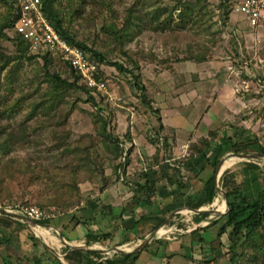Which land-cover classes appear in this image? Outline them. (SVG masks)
I'll use <instances>...</instances> for the list:
<instances>
[{
	"label": "rangeland",
	"instance_id": "374dc122",
	"mask_svg": "<svg viewBox=\"0 0 264 264\" xmlns=\"http://www.w3.org/2000/svg\"><path fill=\"white\" fill-rule=\"evenodd\" d=\"M226 1L227 10L223 11V0H53L70 35L86 45L91 55L99 54L97 62L106 89L95 92L93 104L75 85L63 90L51 82L48 73L80 85L58 57H51L46 71L43 55L16 51L12 32L4 26L11 14V0H0V110L5 111L0 112V208L35 205L80 221L82 217L73 213L80 203L85 204L80 191L88 195L101 191L109 179L121 177L133 185V177L139 179L144 166L155 165L156 144L160 147L159 160L176 165L212 133L217 138L218 127L206 138L198 136L202 112L196 107L201 99L208 108L228 86L231 94L242 98L246 92L259 97L264 93V32L252 34L245 18L234 10L235 0ZM241 106L243 112L254 107L247 101ZM258 107L256 112L261 114V104ZM248 111L236 118L230 116L229 121L240 123ZM163 113L175 126L158 134L156 122ZM180 118L186 126L178 124ZM244 123L255 129V123ZM144 133L146 139L141 142L138 139ZM164 136L169 138L166 149L162 146ZM116 138L123 150L131 146L128 142L135 143L136 150L127 155L125 167L117 168L116 163H125L127 156L124 161L123 151L117 158ZM232 153L222 155V170H231L240 183L243 163L254 161L261 175L259 185L263 184L264 157L247 160ZM222 174L217 180L221 189ZM197 189L199 186H193L194 193ZM127 199L122 204L131 203ZM188 201L178 212L166 216L168 220L156 230L167 232H157L155 240L174 241L219 216L221 223L229 209L225 206L222 215L209 213L196 223L191 209H196L197 199ZM155 202L163 205L168 201L158 198ZM222 202L224 197L217 192L212 203L197 209L217 210ZM107 243L82 247L101 250L117 246ZM98 253L104 257L114 254ZM221 255V261L220 255H213L214 264H234L230 253ZM203 260L208 262L206 256ZM235 264H264V239L239 248Z\"/></svg>",
	"mask_w": 264,
	"mask_h": 264
},
{
	"label": "crops",
	"instance_id": "0c3cea01",
	"mask_svg": "<svg viewBox=\"0 0 264 264\" xmlns=\"http://www.w3.org/2000/svg\"><path fill=\"white\" fill-rule=\"evenodd\" d=\"M248 27V30L252 34L254 33L255 36L264 32L254 31L249 25ZM230 90L229 86L223 87L222 95H220L214 102H211L208 108L207 104H204L205 99H201L199 106L196 107V110L202 112L199 116L201 117V120L199 126L200 133L198 136L206 138L208 132L216 130L217 127L220 128L218 129L220 132L217 138L214 137V133H212V136L214 137V141L212 142L213 151H215V145L222 142L225 136H232L235 140L240 139V137H243L244 139L248 137H257L259 143L264 147V93L259 97L258 95L254 96L252 92H246V94L243 93L245 96L242 98L239 94H231ZM248 90L251 91V87L249 89L247 87L246 91ZM246 101L254 107L249 111L248 109H244L243 112L241 104L244 105ZM188 102H190V107H192L189 98ZM259 104H261L263 111L261 114L260 111L256 112V109L259 108ZM204 106H206V108ZM230 107H232L231 110L228 109ZM246 111L248 112L245 114L244 120L250 125L255 123V129L247 126L244 123L246 122L244 120L240 123L238 121L235 122L234 119L233 122L229 121L230 116L236 118L238 114H243ZM160 112L162 111L160 110ZM198 119L199 118L195 120V124ZM156 123L158 126V134L162 131H166L169 127L175 126L173 125V121L168 122V117H165L164 113L161 116L159 114ZM190 123L192 124L193 120L190 121ZM178 124L182 125L181 127L186 126L185 120L182 118L178 120ZM221 125L222 127H220ZM141 139H146L145 133L144 136L142 135L138 140L141 141ZM128 143H130L131 146L124 148L125 157L122 158L124 161L126 160V155H131L136 150L134 147V140L133 142L131 141ZM154 151L156 152V146H154ZM225 153L227 154V152ZM222 158L219 159V162ZM127 162L128 156L127 161L121 163L122 166L125 167ZM116 164L118 165L119 162ZM146 165L148 166L149 163H146ZM199 165L201 166L199 167ZM173 166L174 165H171V167ZM178 166L180 171L179 177L184 181L183 188H178L176 184L171 185L166 181L162 182L163 185L157 183L154 188H152L153 194L151 196L152 199L150 198L151 204L145 202V197L140 194V192H136V178L133 177L132 180L134 183L131 185L129 179L126 180L125 177H121L117 179H109L106 187L101 191L95 192L96 195H94V198L98 199V205L93 210L82 209L84 206L83 203H80V206H77L79 209L77 211L75 210L73 213L82 217L80 221L74 222L71 220L70 216L58 214L54 219L48 222H35V224H32L4 213L5 215L10 216L9 219H11V224L9 226L0 225V264H74V262L66 259V255L69 251L73 250L70 246H85L86 244L91 245L92 243H101L92 237L98 236L102 233L110 234V238L105 240V242H108L107 244L112 243L113 245H117L116 247H131V250L135 249L142 241H144V239L147 238L146 236L149 233L155 231L156 235L157 232H159L156 229L161 224H157L156 218L162 215L160 211L154 212L155 207L157 208L158 205L156 204L155 199L159 198L163 199V201L166 199V201H168L166 204L160 205L163 210L172 207L174 204L176 206L173 210L176 209L178 212L182 205L189 202L188 200H192L197 196H204V184L212 171V168L208 165L207 161L204 158H197L192 160L190 166L177 163L175 167ZM146 168L147 167L144 166L142 169ZM193 168H196V170L203 169V171H201L203 177L200 176V173L195 179H193ZM243 168L244 167H242L241 171H243ZM224 170H222V172ZM170 173L174 174L172 171H170ZM177 175L178 174H176V176ZM176 178L178 179V176ZM193 186H199V189H197L195 193ZM161 192H163V195H160ZM80 193L83 197L88 195L85 191H80ZM155 193H158V198L154 197ZM124 195L125 197H123ZM136 195L141 196V203L137 201ZM124 198H128L127 200L131 203L128 204V202H125L122 204ZM177 208L179 209L177 210ZM193 213L194 215L204 213L208 216L210 212ZM167 220L168 219L165 218L162 223H165ZM221 223L218 222L208 228H204L208 223L204 226L200 225L189 233L187 232L183 237H175L174 241H168L165 239L164 241H167V243H158L157 240L159 239L155 240L153 238V240L146 245V248L144 247V251H146L147 255H144V248H142L140 252L138 251L139 253L137 252L138 254L134 253L136 254V258L133 262L134 264H214V261L204 263L203 257L206 256V260H208L209 255L204 252L210 249H212V251L214 250V256H222L223 249L221 248V243H224L225 238L221 237L216 239V232ZM200 237L204 239L203 242H200ZM90 249L93 250L81 249V251L98 252L97 249ZM221 260L222 257L220 258V261Z\"/></svg>",
	"mask_w": 264,
	"mask_h": 264
},
{
	"label": "trees",
	"instance_id": "16d2710c",
	"mask_svg": "<svg viewBox=\"0 0 264 264\" xmlns=\"http://www.w3.org/2000/svg\"><path fill=\"white\" fill-rule=\"evenodd\" d=\"M227 3L228 2L226 0H223V2H221V8L223 9V11L227 10V5H228ZM43 6L47 19L58 30L60 36L66 39L69 43L79 46L80 48L88 52L87 46L84 45L82 42L76 41L74 37L70 35L68 30L62 25L61 20L59 19L60 17L58 15V12L54 7L53 0H44ZM10 8H11V14L9 15L8 20L4 23V26L5 28H8L10 32H12L11 34L13 36V41L15 40L16 51L20 52L21 54L27 53L29 51V45L27 41H25L21 35L16 34L13 28V24L17 16V8L15 6L14 0H11ZM227 16L228 13L226 12V18ZM97 58L100 59L98 53H95V55H91V59L93 61H97ZM60 61L65 64L68 70H70V72L74 75L75 80H78L80 85H76L77 84L76 81H69L68 79L61 78L59 74L56 73L50 74L47 72L51 77V82L55 84L56 88L58 87V89L60 88L63 90L72 88V85H75L76 88L82 89L84 92H86L89 98L93 101L92 103L95 104V100L93 99L95 93L89 90L82 83L79 75L70 65H68L61 59ZM50 63H51V56L49 54L43 55V66L46 71ZM2 110H0V112ZM101 111H103V109H101ZM103 128L104 130H106L107 128V123L104 121H103ZM104 133L106 136H108L107 130L104 131ZM242 138L243 137H240V139L235 140V138H233L232 136H225L222 142H219L215 145L214 147L215 151H213L212 142L214 141V137L211 136L209 140L202 141L203 145L194 148L195 151L191 152V154L188 157L182 159V161L181 160L178 161V163H181L182 165L190 166L192 160L197 158H204L207 161L208 165L212 168L211 174L209 175V177L207 178L204 184V189H203L204 196L202 197L197 196L195 198L197 199V202L195 206H193L194 208L197 209L206 203L207 204L212 203V201L216 197L217 190L215 188V181H214L215 167L219 159L223 154H225V152L233 151L234 153H242L247 150H252L255 153L264 154V147L259 143L257 137L255 138L248 137L245 139ZM163 139L164 142L162 141V146L165 149L169 148V138L167 136H164ZM116 140H115L116 142L115 148L117 149L116 154H117V158L119 159L122 156L124 150L122 147L119 146L118 138H116ZM2 143L6 144L5 141H2ZM159 156H160V147H157L156 144V152L155 155L153 156V159L155 160L154 163L156 166L152 165L149 168L142 169L140 171L141 175L139 176V179H137L136 182V192H140V194H142L145 197L146 200L145 202L150 204H151L150 198L153 194L152 188H154V186L157 183H161V185H163L162 182L166 181L171 185L176 184L178 188H183L182 186L184 185L183 179L179 177V172H180L179 166L175 167L174 165L173 167H171L169 163H166L165 161H160ZM120 167H122V165L119 163L117 165V168ZM243 167L244 168L242 173L244 174V177L240 183H237L235 181L234 173L230 170H225L220 179L221 187L225 191L228 198L229 209L223 215V217H221L223 218L224 221L222 222V224L218 226L216 232V239H219L221 237L225 238L224 243H221V248L223 249V252L230 253V261L234 264L236 263L237 251L239 248L241 249V247H243L246 243L257 241L258 239L260 240L264 239V184L259 185L258 182V177L261 176L259 173V166L254 161H252V162L243 163ZM170 171H172V173L174 172V174H171ZM201 171H203V169L196 170V168H193L192 174L194 176H198L201 173ZM176 174H178L177 175L178 179L176 178L177 177ZM246 177L247 178L250 177V179H246ZM262 181L264 183V178ZM94 195L96 194L89 193V195H87L84 198L85 204L82 207V209L93 210L94 208H96V206L98 205V199L94 198ZM160 195H163V192H161ZM136 199L139 203H141L142 201L141 196L136 195ZM175 206L176 205L173 204L172 207L166 210L164 209L165 210L164 211L160 205H157V208L155 207L154 212L160 211L162 215L156 218L157 224H161L165 220L166 216L172 212ZM206 217H207L206 214L199 213L193 215V220L196 223H198L203 219H205ZM9 218L10 216L1 214L0 225L9 226L11 224L10 221L11 219ZM219 218L220 216L214 220L209 221V223L204 228H208L212 225L217 224ZM37 223H44V222L38 221ZM92 238L98 242H105L106 239L110 238V234L102 233ZM199 240L200 242H203L204 239L200 237ZM157 241L158 243H167V241L164 240H157ZM145 248L143 249V251L145 250ZM213 251L212 249H210L204 252L209 255L208 262L213 261L214 259ZM135 255L136 254L134 253H130L126 255L114 253L111 257H106V256L104 257L100 255L98 252H93V251L84 252L79 249H75L69 251V253L66 255V259L74 262V264L76 263L77 264H134L133 261L136 258Z\"/></svg>",
	"mask_w": 264,
	"mask_h": 264
},
{
	"label": "built area",
	"instance_id": "2783aa9c",
	"mask_svg": "<svg viewBox=\"0 0 264 264\" xmlns=\"http://www.w3.org/2000/svg\"><path fill=\"white\" fill-rule=\"evenodd\" d=\"M17 16L14 32L21 35L33 54L58 57L70 65L82 83L92 92L106 89V80L100 73L97 61L84 49L62 38L46 17L42 0H14ZM234 10L240 13L254 31H264V0H235ZM35 222H48L59 212L35 205L7 209Z\"/></svg>",
	"mask_w": 264,
	"mask_h": 264
},
{
	"label": "water",
	"instance_id": "95a60500",
	"mask_svg": "<svg viewBox=\"0 0 264 264\" xmlns=\"http://www.w3.org/2000/svg\"><path fill=\"white\" fill-rule=\"evenodd\" d=\"M234 156H237L238 158L240 159H259V158H263L264 157V154L262 153H233ZM224 161L225 159H221L220 162L218 163L217 167H216V171H215V175H214V180H215V188L218 192H220L223 197H224V201H225V204H226V207L228 208L229 206V203H228V198L225 194V192L217 185V180L218 178L220 177L221 173H222V168H223V164H224ZM193 212H196V213H199V212H207L209 211L210 213H216V214H222L223 212H220L218 209L217 210H207V209H204V208H200V209H191ZM177 211L174 210L170 213V216L173 215L174 213H176ZM9 214L11 216H14L16 218H20L24 221H27L29 223H32V224H35V221H32V220H29L27 219L26 217L22 216V215H19L15 212H12V211H9L5 208H0V214ZM154 235H155V231L153 233H151V235L149 237H147L146 239H144V241H142L135 249L133 250H124L122 248H119V247H106L104 249H97V251L101 252V253H109V252H114V253H119V254H122V255H126V254H130V253H137L138 251H140L142 248L146 247V245L151 241L153 240L154 238ZM71 249H83V250H93V249H90V248H86V247H82V246H70Z\"/></svg>",
	"mask_w": 264,
	"mask_h": 264
},
{
	"label": "bare ground",
	"instance_id": "6f19581e",
	"mask_svg": "<svg viewBox=\"0 0 264 264\" xmlns=\"http://www.w3.org/2000/svg\"><path fill=\"white\" fill-rule=\"evenodd\" d=\"M225 164H227V162ZM225 206H226V204H225V201H224V202H222V204L220 206H218L219 211H223V209L225 208ZM158 231H159V233H165V232H167V230H165L163 228H160Z\"/></svg>",
	"mask_w": 264,
	"mask_h": 264
}]
</instances>
